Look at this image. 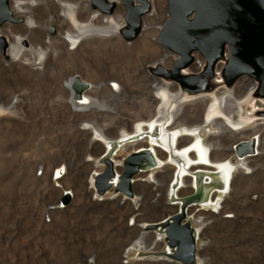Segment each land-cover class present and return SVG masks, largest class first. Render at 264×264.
<instances>
[{"label":"rangeland","instance_id":"1","mask_svg":"<svg viewBox=\"0 0 264 264\" xmlns=\"http://www.w3.org/2000/svg\"><path fill=\"white\" fill-rule=\"evenodd\" d=\"M13 1L11 0L12 9ZM29 1L26 0V5L32 7L33 17L37 21L33 32L26 25L28 15L16 14L14 9L15 16L24 18V21L22 23L6 22L0 26V39L4 37L8 44L4 52L0 44V67H9L14 64L16 68L12 70L16 77L13 84H5L7 80L2 77L4 74L0 73V86L3 85L2 88H5L10 101L16 95L21 99L17 104L18 114L9 116L8 120L13 121H9L10 124L8 122L0 124V139H14L10 132L15 130L17 133L23 131V139L25 138L26 141H24L27 142L24 154L15 152L3 154L0 151V264H182L165 254L157 253L163 250L165 242L158 241L155 227L148 225L138 232L127 227L124 222H109L107 218L95 213L96 210L102 211L104 207L99 205L96 208L95 203L85 196L88 186H92L88 182L89 172L95 169L100 173L105 169L104 160H99V156L105 151V146L102 141H98L100 132L96 127L104 128L110 139L120 140L113 153L115 159L124 161L132 151L150 145L148 136L133 141H121L120 137L125 130L130 132L133 130L138 111L143 109L144 114L147 112L146 104L152 102L154 105L152 115L156 118L160 116L161 103L157 104L151 98L148 100V95L152 93L160 97L156 93H159L161 88H167L166 84L171 93L179 89L177 82H166L153 75L148 68L149 65L157 64L156 61H159V57L164 54L165 62L161 64L165 67L172 68L179 60L177 53L164 48L157 42L166 20L170 17L168 0H151L152 11L144 16L142 33L134 41H125L119 29L116 34L88 36L76 49H73L74 45L63 41L66 33L75 32L76 29L67 17L57 18L56 22L48 27L45 35L43 33L44 24L50 16L48 6L58 1L38 0V3L33 6ZM63 1L76 4L77 15L81 21L92 20L97 25L104 26L108 24V18L110 21L114 19L120 23V28L126 24L127 10L123 0H114L117 6L111 14L93 9L92 0ZM153 13L158 14L159 17L150 21ZM17 35L23 36L26 46L20 59L13 60L8 48L11 43L17 42ZM32 47L42 53L45 65H42V68L32 69L24 63L25 57L30 56ZM204 64L205 60L197 54L195 62L184 72H200ZM24 65L27 67L25 68ZM51 68L54 69L50 70ZM108 72L115 74L118 81L108 82L106 80ZM75 74H79L88 82L91 81L93 86L86 93L114 107L117 114L126 117L128 121L126 125L120 124L119 127L108 125L107 119L110 115H115L109 111H100L103 113L98 119L86 117L81 113H72V108L67 102L70 95L65 83L68 77ZM156 78L159 80L156 81ZM241 81L247 83L243 89L238 88ZM99 83L113 85V89L117 91H111L108 88L98 89ZM122 83L125 84V90L122 89ZM252 83L251 77L244 76L239 79L233 90H228L221 85L216 93L223 96L233 92L239 98L243 91H248ZM147 88L150 89L145 92ZM114 94L119 95L115 102L111 99ZM211 97L206 94L186 98L187 101L178 108L172 126L178 127L186 123L199 125L204 121L207 122L208 120H205L207 112L202 109L204 102L210 101ZM261 103L263 104L264 101L260 99L252 102L251 109L250 105L247 108L248 112L251 111L253 114V108ZM236 110L235 118H239L241 113L239 106ZM262 117L264 116H254L250 123L239 128L241 132L237 134L231 133L230 124L222 119L212 118L208 124H205L202 134L206 141L216 145V151L227 146L229 148L231 145L235 147L240 140H247L254 136L264 141V118ZM4 118L5 116H2V120ZM142 118L148 119L145 115ZM84 119H88L94 125L85 135L81 132L85 126ZM171 128L170 126L169 129ZM64 135L69 137L66 138ZM153 145L158 144L153 143ZM155 149L160 151L164 148L160 145V148ZM228 152L230 154L227 160L235 164L232 170V175L235 171L232 176V187L223 195L220 212L213 213L209 208L197 212L198 215L203 216L206 226L198 239V263L194 264H264V146L261 143L260 153L249 157L248 165L239 162L240 157L235 152V148ZM160 155L164 158L163 152L160 151ZM89 156L93 158V161H86ZM176 159L181 161L183 156L178 155ZM23 160L29 165L27 175L24 176L21 167ZM48 160L52 161L48 162ZM173 164L174 162H170L163 167L142 171L138 175L142 177L143 173L149 172L147 175H150V171L156 172L155 193L159 194L154 204L147 203L145 198L142 199L140 209L144 214L141 217L157 220L176 209L167 204V185L165 184ZM116 169L123 170V165L117 166ZM93 178L92 176V183L93 180L95 181ZM92 187L98 197L105 196L98 194L94 185ZM69 189L72 192L75 191L72 201L68 205H61L64 192ZM188 193L189 187L181 190L182 196ZM17 203L23 204L16 208ZM155 204L160 205L156 208ZM109 230H114V233L108 235ZM138 233L142 235L145 233V239H143L145 247L138 249L136 245L134 249H130L139 239Z\"/></svg>","mask_w":264,"mask_h":264},{"label":"water","instance_id":"2","mask_svg":"<svg viewBox=\"0 0 264 264\" xmlns=\"http://www.w3.org/2000/svg\"><path fill=\"white\" fill-rule=\"evenodd\" d=\"M123 4L127 10L126 24L119 32L125 41L131 42L141 35L144 16L152 11V1L123 0ZM116 6L114 0H92V8L102 13L111 14ZM168 10L170 17L157 42L177 53L179 60L172 68L160 63L149 65L150 72L166 82H177L179 92L185 98L213 96L221 85L233 90L239 79L249 76L254 79L255 88L239 105L240 115L248 117L249 105L255 100L264 101V0H168ZM23 21L24 18L15 16L11 0H0V26ZM0 44L4 52L8 45L4 37ZM197 54L205 60L202 70L184 72L195 62ZM71 86L73 98L79 100L91 88V83L75 74ZM253 114L264 116V108L254 110ZM234 148L241 158L255 155L258 152L256 136L240 140ZM112 153H106L103 158L105 169L94 178V186L100 195L113 190L133 198L138 175L162 164L154 150L145 149L130 153L123 161V170L117 171ZM72 198V190H65L61 205L70 204ZM188 199L180 201L182 212L162 224L167 227L168 243L178 247L174 253L165 255L182 264L198 263L195 230L189 222L183 223L184 210L192 201Z\"/></svg>","mask_w":264,"mask_h":264},{"label":"bare ground","instance_id":"3","mask_svg":"<svg viewBox=\"0 0 264 264\" xmlns=\"http://www.w3.org/2000/svg\"><path fill=\"white\" fill-rule=\"evenodd\" d=\"M58 2L56 4H52L51 6H48V10H49V14L50 16L47 18L46 23L44 24V35L45 32L47 31L48 27L56 22L57 18H60L61 16H64L65 18H69L71 21V23L75 26V32H68L63 36V41H66V43H70L72 45H74L73 49H76L77 47L80 46L81 42H83V39L91 36V35H101V34H116L118 32V30L121 27V24L118 23L117 21H115L114 19H112L111 21L107 18V23L104 26H100L97 25L96 23H94L92 20H88V21H81L77 15V6L74 3H71L69 1H63V0H57ZM30 5H36L38 3V0H30ZM27 2L26 0H14L13 1V9L16 11V14L19 15H24L29 17V19L26 21V25L28 27V29H30L31 32H33V28L36 27L37 21L34 19L33 14H32V7H29L28 5H26ZM61 12V13H60ZM97 16V15H96ZM159 15L158 14H154L150 17V21L155 20L156 18H158ZM19 28V27H17ZM22 28V27H21ZM23 29V28H22ZM12 31V30H10ZM24 31V29H23ZM47 34V33H46ZM26 37V36H25ZM23 36L22 35H17V42L16 43H11L10 47L8 48V52L12 55V59L13 60H19L21 55L24 52L25 49V44H24V40H23ZM49 39V37H48ZM59 41V39H58ZM51 42V41H49ZM27 43V42H26ZM54 46V45H53ZM84 46V45H82ZM28 48V47H27ZM41 49V47H39ZM60 48V47H59ZM65 48V47H64ZM69 48V47H68ZM30 49V48H29ZM49 51V50H48ZM47 51V52H48ZM54 51V50H53ZM61 51V50H60ZM76 51V50H75ZM78 51V50H77ZM81 51V50H80ZM79 51V52H80ZM30 56L29 57H25V61L24 63H26L28 65L29 68L32 69H39L42 68L44 65V60L42 58V53L35 49L34 47H32L30 49ZM85 52V50H84ZM54 53V52H53ZM61 53V52H60ZM165 57L166 55H162L161 57H159V61H156V63L160 62L164 63L165 61ZM52 58V57H50ZM119 59V58H118ZM22 61V60H21ZM37 61L39 63H37ZM50 61V60H49ZM122 61V60H120ZM174 61V60H173ZM16 62V61H15ZM116 62V61H115ZM155 62V61H154ZM104 63V62H103ZM106 64V63H105ZM110 64V63H109ZM115 64V63H114ZM119 65V63H117ZM54 65V64H53ZM112 65V64H111ZM25 66V65H24ZM45 66V65H44ZM114 66V65H113ZM112 66V67H113ZM116 66V65H115ZM27 66H25L26 68ZM111 67V68H112ZM28 68V69H29ZM46 68V67H45ZM105 68V67H104ZM110 68V67H109ZM15 66L14 64L9 65V67H0V73L4 74L1 76L6 80L9 85L13 84L15 82V76L12 72V70L14 71ZM54 68H51L50 70H53ZM107 69V68H106ZM25 70V69H24ZM69 70V69H68ZM101 70V69H100ZM20 71V70H19ZM31 71V70H29ZM40 71V70H39ZM45 71V70H44ZM49 71V70H48ZM47 71V72H48ZM109 71V70H108ZM16 72V71H15ZM46 72V74H47ZM56 72V71H55ZM63 72V71H62ZM70 72V71H69ZM120 72H122L120 70ZM65 73V72H64ZM106 73V72H105ZM110 72H108L107 76H106V80L109 81H118V77L115 74H109ZM117 73V72H116ZM124 73V72H122ZM22 74H23V70H22ZM54 74V73H53ZM66 74V73H65ZM73 74V73H72ZM104 74V73H103ZM118 74V73H117ZM18 75V74H17ZM16 75V76H17ZM35 75V74H34ZM60 75V74H59ZM71 75V74H68ZM133 75V74H132ZM50 76V75H49ZM55 76V75H54ZM127 76V75H126ZM22 77V76H21ZM66 77V76H65ZM54 78V77H53ZM60 78V77H59ZM124 78V77H123ZM126 78V77H125ZM124 78V79H125ZM159 78V77H158ZM158 78H156V81L159 80ZM58 79V78H57ZM92 79V78H91ZM123 79V80H124ZM64 80V79H63ZM74 80V75L68 77V79L66 80L65 83V87L67 88L66 90L69 91V95H70V99L67 100L68 104L71 106L72 108V113H81L86 115V117L91 116L93 119H98V117H100L102 115V113H100V111H109L112 113H115V115L111 116L110 118L107 119L109 120V124L108 125H115L116 127H119L120 124H125L128 122L126 117L124 115H120L117 114V111L115 110L114 107H110L109 105L106 104V101H100L99 99L87 94L86 92L84 93L83 97L79 100H76L73 98L72 94H73V89H72V82ZM121 80V79H120ZM129 82V80H127ZM20 82V81H19ZM29 82V81H28ZM58 82V81H57ZM132 82V81H130ZM150 82V81H149ZM1 83V82H0ZM32 82H30L31 84ZM91 83V81H90ZM28 84V83H26ZM97 84V83H96ZM127 84H132V83H127ZM152 84V83H151ZM162 84V83H161ZM166 84V83H165ZM24 85V84H23ZM29 85V84H28ZM33 85V84H32ZM31 85V86H32ZM57 85V84H56ZM164 85V84H163ZM167 88H159L160 91L159 93L157 92L156 94H159L160 97H156L154 94H149L148 95V100L151 98L153 101H156L157 104L161 103L160 106V110H159V117H155L152 115V111H153V103L151 102V104L149 103L148 105L146 104L145 107L147 110V112H145V114L142 112L143 109H141L142 111H138L137 114V121L136 124L133 126V130L130 131H124L122 134H120L121 137V141H124L125 139L131 138V135L135 134H139L140 136L143 135H148L149 138L151 139L152 145L153 143H157L160 144L164 149L161 150V152L166 154V158L162 159L163 162V166L168 165V163L170 162H174L176 164H178L176 168L177 169V175H176V183L177 186L179 185V189L183 188L185 186V180L186 178H188L189 173L192 169L193 166L195 165H209L212 167L217 168V171L220 170L221 173H223V177L226 178V185L221 188L220 192V198L214 202V199H211L210 203L214 204L215 203V209H217L218 212L221 211L222 207H221V198L223 195H225L227 193V190L229 188L232 187V170L235 168V164L231 163L230 161L227 160L228 158V154H230L228 151H233L234 147L231 145L229 148L228 146L226 148H223L222 150H218L215 151L214 153V157H215V161L210 159L208 156V150H207V144L204 142H201V140L196 141L195 143L192 144V142L194 141V139L190 140V142L184 146V149L181 153L180 151V147L177 146V141L178 139L182 136V134L185 133H195L196 130L187 128V127H183V126H172V124H170L171 121H173L174 116H176V112L178 111V108L184 103L186 102V98L183 97L180 92L179 89L177 90V92L175 93H171L168 89V84ZM247 83L246 81H241L238 84V88L239 89H243L244 87H246ZM255 85V81L253 79V83L252 85L247 89L248 91L244 92L239 96V98H237L233 92H228L226 95L223 96H219L216 92L215 94L211 97L210 101L204 102L203 104V109L202 110H206V118L208 121L211 120L212 118H218V119H222L223 121H225L227 124H230V130L231 133L233 132V134H237L239 132H241L239 130L240 127H243L244 125H247L248 123H250L252 121V119H254V114H252L250 112V115L248 117H242L240 115L239 118H235L234 113L237 111V107L242 103L241 101H245L246 99L249 98V91L250 89L252 90V88H254ZM6 86V85H5ZM27 86V85H26ZM34 86V85H33ZM58 86V85H57ZM62 86V85H61ZM93 85L91 84V87ZM113 86V85H112ZM110 84H106V83H99L97 85L98 89H107L111 91H117L114 90ZM125 84L122 83V89L125 90ZM3 87V85H2ZM0 86V124H10L11 121H13L12 119L8 120L10 117L9 116H15L18 114L17 111V104L18 102H20V98L18 95H16L13 99H11V101L8 98V95L6 93L5 88L3 89ZM8 87V86H6ZM22 87V86H21ZM25 87V86H24ZM49 87V86H48ZM47 87V88H48ZM132 87V86H131ZM146 87V86H145ZM148 87V86H147ZM151 87V86H150ZM31 88V87H29ZM43 88V87H42ZM56 88V87H55ZM17 89V88H16ZM19 89V88H18ZM63 89V88H62ZM140 89V88H139ZM148 89V88H147ZM150 89V88H149ZM149 89L145 92H148ZM154 89V88H153ZM157 89V88H155ZM15 90V89H14ZM20 90V89H19ZM22 90V88H21ZM44 90V89H43ZM50 90V89H48ZM89 90V89H88ZM87 90V91H88ZM131 90V89H130ZM138 90V89H137ZM141 90V89H140ZM143 90V88H142ZM9 91V90H8ZM11 91V90H10ZM26 91H27V87H26ZM30 91V90H28ZM52 91V90H50ZM54 91V89H53ZM62 91V90H61ZM60 91V92H61ZM59 92V91H58ZM127 92V91H126ZM141 92V91H140ZM143 92V91H142ZM23 93H27V92H23ZM105 93V92H104ZM125 93V92H124ZM130 93V92H129ZM246 93V94H245ZM14 94V93H13ZM54 94V93H53ZM62 94V93H61ZM245 94V95H244ZM25 95V94H24ZM59 95V94H58ZM133 95V94H132ZM141 95V94H139ZM147 95V94H145ZM144 95V96H145ZM122 96V95H121ZM131 96V95H130ZM200 96V95H199ZM98 97V96H97ZM143 97V96H142ZM47 98V97H46ZM60 98V97H59ZM66 98V97H65ZM101 98V97H99ZM105 98V97H104ZM119 98L118 94H114L111 96V99L115 102L117 99ZM129 98V97H128ZM131 98V97H130ZM43 99V98H42ZM134 99V98H133ZM137 99V98H136ZM139 99V98H138ZM142 99V98H141ZM140 99V101H141ZM48 100V99H47ZM106 100V98H105ZM205 100V99H204ZM131 101V99H130ZM143 101V100H142ZM134 103V102H133ZM202 103V102H201ZM239 104V105H238ZM156 105V104H155ZM19 106V105H18ZM135 106V105H134ZM141 106V105H140ZM139 107V106H138ZM22 108V107H21ZM69 108V107H68ZM118 108V107H117ZM133 108V107H132ZM23 109V108H22ZM20 110V109H19ZM70 110V109H69ZM125 110V109H124ZM191 112V111H190ZM21 113V111H20ZM75 115V114H74ZM108 115V114H107ZM130 115V114H129ZM147 116L148 119H143V116ZM189 114H187L188 116ZM191 115V114H190ZM2 116H5V118L2 120ZM78 116V115H77ZM193 116V115H192ZM196 116V115H195ZM201 116V115H200ZM25 117V116H24ZM81 117V116H80ZM78 118V117H77ZM191 118V117H190ZM193 118V117H192ZM197 118V116H196ZM202 118V117H201ZM260 118V117H259ZM264 118V117H262ZM24 119V118H23ZM66 119V118H65ZM69 119V118H68ZM73 119V118H72ZM135 119V118H134ZM194 119V118H193ZM19 120V119H18ZM20 120H22L20 118ZM80 120V119H79ZM181 120L182 117H181ZM10 121V122H9ZM69 121V120H68ZM130 121V120H129ZM197 121V120H196ZM202 121V120H201ZM83 124H85L84 128H82L81 132L85 135L88 131L89 128H93L94 125L89 122L88 119H84L83 120ZM195 122V121H194ZM72 123V122H71ZM190 123V122H189ZM131 125V124H130ZM172 127L171 129L170 126ZM26 126V125H25ZM24 126V127H25ZM114 126V127H115ZM121 126V125H120ZM76 127V126H75ZM96 127V126H95ZM100 128V127H99ZM97 128V131H99L100 133H98V141H102L104 146H105V151L108 150L110 152H113L115 147L118 146L117 144L120 142V140H113L110 139V137H108L106 134V131L104 128ZM113 128V127H111ZM110 128V129H111ZM14 129V128H12ZM115 129V128H114ZM243 130V129H241ZM70 131V130H69ZM68 132V130H67ZM73 132V131H71ZM157 132V133H155ZM13 136L14 139H9V140H3L0 139V151L1 153H5V152H15L17 154H24L25 150H26V145L27 142L26 139H23V134L24 132L22 131L21 133H17L15 130H12L10 132ZM18 134V135H17ZM66 134V133H65ZM17 135V136H16ZM186 135V134H185ZM66 136V135H64ZM232 136V135H231ZM17 137V138H16ZM51 137V136H50ZM69 137V136H68ZM66 136V138H68ZM112 137V136H111ZM188 138H192V136H187ZM52 138V137H51ZM63 138V137H62ZM61 138V139H62ZM74 138V137H73ZM186 138V137H185ZM233 138V137H232ZM57 139V138H56ZM75 139V138H74ZM187 139V138H186ZM185 139V140H186ZM217 139V138H216ZM257 139V143H258V152L255 155H258L260 153V146L261 143H263L264 146V141L261 140V138H259L258 136L256 137ZM25 140V141H24ZM50 140V139H49ZM55 140V139H53ZM65 140V139H64ZM231 140V139H230ZM67 141V140H66ZM76 141V139H75ZM126 141H133V140H126ZM212 141V140H211ZM222 141V140H221ZM57 142V141H56ZM77 142V141H76ZM29 144V143H28ZM76 144V143H75ZM106 144V145H105ZM228 144V143H227ZM221 145V144H220ZM224 145V144H223ZM34 146V145H33ZM32 146V147H33ZM74 146V145H73ZM85 146V144H84ZM157 146V145H155ZM153 145V149L155 151V153H157L156 151V147ZM84 148V147H83ZM160 148V147H159ZM183 148V147H182ZM39 149V148H38ZM85 149V148H84ZM88 150V149H87ZM166 150V151H165ZM210 151V150H209ZM56 152V151H55ZM53 152V153H55ZM82 152V151H81ZM37 153V151L35 152ZM34 153V154H35ZM58 154V153H57ZM63 154V153H61ZM176 155H181L184 157L185 161L184 163H179L178 160L176 159ZM38 155V153H37ZM213 155V154H212ZM33 156V155H32ZM36 156V155H35ZM40 156V155H39ZM58 156V155H57ZM164 156V155H163ZM251 155L245 156L244 158H239V162H241V164H245L248 165V161H249V157ZM253 156V155H252ZM1 157V156H0ZM31 157V155H30ZM47 157V156H46ZM51 157V156H50ZM56 157V156H55ZM65 157V156H64ZM20 158V157H19ZM23 158V157H22ZM26 158L28 159V157L26 156ZM42 158V156L40 157ZM57 158V157H56ZM66 158V157H65ZM112 158L115 162L116 166H122L123 161L122 160H118L115 159L114 153H112ZM251 158V157H250ZM24 159V158H23ZM34 159V157H33ZM37 159V158H36ZM35 159V160H36ZM49 159V157H48ZM51 159V158H50ZM58 159V158H57ZM19 160V159H18ZM55 160V159H54ZM53 160V161H54ZM241 160V161H240ZM32 161V160H31ZM39 159L37 160L38 163ZM50 160H48L49 162ZM52 161V160H51ZM50 161V162H51ZM170 161V162H169ZM15 162V161H14ZM54 163V162H53ZM36 163H34L35 165ZM39 164V163H38ZM50 164V163H49ZM20 165V164H19ZM15 166V165H14ZM33 166V165H32ZM13 167V166H12ZM11 167V168H12ZM22 171H23V176L27 175V170L29 169V165L28 163L26 164V161L23 160L22 161ZM20 167V169H21ZM168 167V166H167ZM166 168V167H165ZM199 168V167H198ZM206 168V167H203ZM214 168V169H215ZM30 172V171H29ZM174 173V172H173ZM143 175V174H142ZM161 177V176H160ZM170 177V176H169ZM212 177V176H211ZM139 178V177H138ZM162 178V177H161ZM193 178V177H192ZM191 179V178H190ZM145 180V179H144ZM164 180V179H163ZM232 180V181H231ZM174 183V182H173ZM199 187V186H198ZM41 188V187H40ZM177 189V188H176ZM174 188L172 189V196L174 197ZM179 193V192H178ZM171 196V197H172ZM178 196V195H177ZM16 197V196H15ZM135 199V198H134ZM23 204V203H22ZM22 204L17 203L16 208H18L19 206H22ZM14 205V206H15ZM160 205V204H159ZM24 206V205H23ZM159 207V206H158ZM221 207V209H219ZM15 208V207H14ZM219 209V210H218ZM17 210V209H16ZM19 210V209H18ZM22 210V208H21ZM159 210V209H158ZM22 212V211H21ZM217 212V213H218ZM34 213V212H32ZM17 214V213H16ZM21 214V213H19ZM25 214V213H24ZM23 214V215H24ZM15 216V215H14ZM14 222V221H13ZM161 237V236H160ZM159 237V238H160ZM142 241V237H140L139 240H137V243H140Z\"/></svg>","mask_w":264,"mask_h":264},{"label":"crops","instance_id":"4","mask_svg":"<svg viewBox=\"0 0 264 264\" xmlns=\"http://www.w3.org/2000/svg\"><path fill=\"white\" fill-rule=\"evenodd\" d=\"M210 121L211 120H209L207 122L204 121L202 124H199V125H191V124H187V123L180 125L183 127H187V128L196 130V132L193 134L192 133H185L186 135L182 134V136L178 139L177 146L181 148L180 149L181 153L184 149V146L187 145L190 142V140L194 139L192 144L198 140H201V142H203V140H204V142L207 144V150H208V155H209L208 157L212 160H215L214 153L217 149L216 145H214L213 143H209V141H206L204 134H202L205 124H208ZM173 123H174L173 121L170 122V124H173ZM155 133H157V132H155ZM135 135H137L138 137H133L134 135H131L130 136L131 138H128L125 140H139L143 137L148 136V135L140 136L139 134H135ZM187 136H192V138L191 137L188 138ZM150 141H151V139H150ZM150 141H149V143L151 146L149 145L147 147L137 148L134 151L138 152V151H142L145 149L154 150L152 142H150ZM155 147L159 148L160 144H158ZM160 151H157L156 155H157L158 159L162 162L160 167H163L164 161L162 159L166 158V154L164 153V158H162L160 155ZM107 152H109V151L106 150L99 156L100 161L103 160V158H104V156H106ZM154 153H155V151H154ZM175 156H178V155L175 154ZM86 161H93V158L89 156V158H86ZM184 161H185V159H184ZM178 162L184 163L182 161V159H181V161L179 160ZM177 165L178 164H176V163L171 165L172 170L169 173L168 178L165 182V184L167 185V204L172 206V207H175L177 209V207H178L177 203L179 200H181L182 197H190V196L193 197V196H195V199H193L195 201V203L203 202L202 205L206 209L207 208H213L214 210H217V209H215V203L211 204L210 201H211V199H214V202H215L220 198V194H221L220 190H221V188H223L226 185V183H225L226 178L223 177V173H221L220 170L217 171V168L209 166V165H201L200 164V165L193 166L190 173H189L188 178H186V180H185V182H186L185 186L183 187V188L189 187V193L185 196H182L181 190L183 188L179 189L180 187H179V185L177 186V183H176V178H177L176 173H177V169H178V168H176V167H178ZM203 167H206V168H203ZM234 172H233V175H234ZM95 173H97V170H95V169H92L89 172V174H90V175L88 174L89 184L91 182L92 176ZM148 173H145V174L143 173L142 177L139 176V178L134 181V187L133 188H134V191L136 194L133 198H128L125 195H123L122 193L116 194L113 190L109 191L104 197L100 198V197H98V195H96V191L92 186H88V188L86 189V192H85V196L87 197L88 200H92L93 203H95L96 208L99 205L104 207L103 210L101 209L102 211L96 210L95 213H98L96 215H99L103 218H107V220L109 222H111V221L121 222V223L124 222V224L127 227L129 226L130 229L137 230L138 232H141V230L143 228L145 229L150 223L157 222V221L163 219L165 216H167V215H165L161 218H157V220L141 217L144 214V212L140 209L142 199L145 198L147 203L149 202L151 204H154L157 202V199L159 196L158 192L155 193V190H156V188H155V183H156L155 174H156V172L150 171V175H147ZM221 178H223V180H221ZM173 188L175 191L174 197L171 195ZM73 193L75 194V191H73ZM197 195H198V197H196ZM222 199H223V196H222ZM155 206H156V208H158L159 205L155 204ZM176 209H174L173 211L171 210V211L174 212V211H176ZM210 211L213 212L212 210H210ZM213 213H216V212H213ZM107 233H108V235H112L114 233V230L113 231L109 230ZM156 233H157V237H158L159 236L158 231H156ZM138 234H140V233H138ZM141 235L142 234H140L139 238L141 237ZM135 243H137V241Z\"/></svg>","mask_w":264,"mask_h":264},{"label":"flooded vegetation","instance_id":"5","mask_svg":"<svg viewBox=\"0 0 264 264\" xmlns=\"http://www.w3.org/2000/svg\"><path fill=\"white\" fill-rule=\"evenodd\" d=\"M251 105H252V103H251ZM251 105H250V109H251ZM260 108H264V103L263 104L262 103L261 104H257L253 108V110L260 109ZM252 112H254V111H252ZM156 148H158V147H156ZM133 152H137V151H133ZM186 198L192 199V201L189 202V204L186 206V208L184 210V213L186 214V217H185L183 223L184 222H189L191 224V227L195 230V237H196V243H197V256H198V239H199V237H201V235L203 234V232L205 230L206 222L204 221L203 216L198 215L197 212L200 211L201 209H203L205 211L206 208L203 207V205H202L203 202L195 203V201L193 200V198H195L194 196L193 197H191V196L190 197H182L181 200H179L178 203H177L178 207H177L176 211H174L172 213H169L167 216H165L163 219H161V220H159L157 222L149 224V225H152L153 227H155V231H158V233H159L158 235H163L164 236L163 238L161 237L160 239H158V241L159 240H164V242H165V246L163 247V250L157 252L158 254H165V253L166 254H171V253H174L175 251H177L178 247L170 245L168 243V241L166 240L167 239V234H166L165 230H166L167 227L162 226V224L171 221L172 216L182 212V202H180V201H182L183 199H186ZM223 200L224 199H221V203L222 204H223ZM209 209L212 210L213 212H217V210H214L213 208H209ZM143 239H145V234H144V238Z\"/></svg>","mask_w":264,"mask_h":264},{"label":"built area","instance_id":"6","mask_svg":"<svg viewBox=\"0 0 264 264\" xmlns=\"http://www.w3.org/2000/svg\"><path fill=\"white\" fill-rule=\"evenodd\" d=\"M254 87H255V85H254ZM253 89V88H252ZM94 172V171H93ZM97 174H99L98 172L97 173H95L94 175H93V177L95 178V176L97 175ZM93 178V179H94ZM92 186L94 185V180H93V183L91 182L90 183ZM96 195H97V193H96ZM101 198H102V196H101ZM159 234V233H158ZM163 238L164 236L163 235H159L158 237H157V239H160L161 237ZM142 237V241L140 242V243H134V245L132 246V247H130V249H134L135 248V246H136V248H138V249H143L145 246L143 245L144 244V241H143V238H144V235H142L141 236ZM160 237V238H159ZM140 239V238H139ZM138 239V240H139Z\"/></svg>","mask_w":264,"mask_h":264}]
</instances>
